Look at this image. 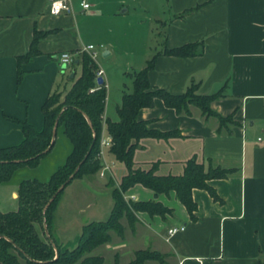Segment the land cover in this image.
Wrapping results in <instances>:
<instances>
[{"label": "crops", "instance_id": "crops-1", "mask_svg": "<svg viewBox=\"0 0 264 264\" xmlns=\"http://www.w3.org/2000/svg\"><path fill=\"white\" fill-rule=\"evenodd\" d=\"M50 1L0 0V148L23 141L21 121L37 131L43 128V102L52 92L66 87L64 75L70 64L62 68L60 53H72L76 69L80 54L92 53L82 50L92 45L88 34L112 32L96 21L104 15L96 10L94 2L82 11L81 0H70V13L53 16L48 12ZM196 6V10L178 16ZM157 7V25L148 26L146 40L139 38L141 47L149 49L139 69L158 53L148 72L151 88L181 94L190 83H197L199 94L219 92L211 107L223 117L231 115L234 123L220 127L215 117L204 116L194 105L189 106L190 114L177 113L155 98L153 106L138 110L137 119L147 121L150 129L177 130L181 136L142 139L134 161L143 166L159 162L158 172L172 175L182 174L185 162L191 158L206 167L211 163L236 170L207 181L217 198L206 189L192 190L196 203L193 218L173 191L155 195L149 188L135 184L125 195H134L133 201L160 202L172 213L161 217L137 212L133 225L122 218L124 234L111 232L110 241L90 255L102 256L104 264L115 260L127 264L135 251L148 249L159 252L164 259L144 264H260V260L264 262V0H159ZM35 30L47 32L37 44L39 54L18 67L17 59L29 50ZM200 41L204 44L200 55L159 53L164 47ZM107 51V56L113 53V49ZM120 104L115 107L116 113ZM105 109L103 136L107 135L105 120H119V116L111 119ZM67 152L66 141L57 138L36 168L19 170L8 184L17 186L23 177L45 180ZM104 162L110 165L105 176H113L115 171L119 178L125 174L123 165L107 148L103 149ZM108 205L110 213L113 202ZM173 226L184 229L169 236L167 229Z\"/></svg>", "mask_w": 264, "mask_h": 264}, {"label": "trees", "instance_id": "trees-1", "mask_svg": "<svg viewBox=\"0 0 264 264\" xmlns=\"http://www.w3.org/2000/svg\"><path fill=\"white\" fill-rule=\"evenodd\" d=\"M196 9L197 6L187 9L178 16L182 17ZM46 33L34 31L29 50L17 59L18 67L39 54L37 44ZM203 48L204 44L200 41L175 48L164 47L159 53L190 57L202 54ZM157 54L144 68L132 73V91L122 94L121 104L117 108L119 120H105L106 131L112 142L108 150L125 167L126 172L120 177L119 187H114L111 191L113 205L108 217L84 224L73 248L57 243L50 235V228L56 199L65 186L76 178L93 176L101 167L98 154L107 93L105 83L96 85L99 69L95 60L88 53L82 52L77 63L81 67V73L73 81L63 101L59 102L61 95L55 91L45 99L41 106L44 124L40 131L35 130L28 122L21 121L23 141L18 145L0 148V183H8L19 170L36 168L52 150L57 138L61 137L68 145L64 161L51 172L47 181L21 178L17 184V209L0 211V264H104L102 256L90 253L109 242L111 232L123 235L122 218L125 217L128 223L133 225L137 212L143 211L150 216L161 217L172 213L170 208L157 201L126 200V191L135 184L149 188L155 195L173 191L192 218L196 210V203L192 198L194 188L206 189L217 198L207 181L226 177L236 169L211 163L206 167L202 162L191 158L185 162L182 174L172 175L159 173V162L143 166L136 165L134 161V153L142 139H169L181 136L177 130L163 132L150 129L147 121L137 119L138 110L153 106L155 98L161 99L167 107L173 108L177 113L190 114L189 106L194 105L204 116L215 117L220 127L234 123L231 115L223 117L211 107V103L220 96L219 92L199 94L197 83H190L181 94L151 88L148 72L154 67ZM20 77L21 71L18 70V81ZM92 88L94 90L90 91ZM55 125L56 134L53 137ZM227 131L230 133V130ZM71 175L73 177L48 204L54 192ZM44 223L47 231L44 229ZM37 224L41 225L45 239L39 234ZM150 260L161 262L163 259L157 251L137 250L134 258L127 264H144ZM113 264L119 263L115 260ZM260 264L264 262L260 260Z\"/></svg>", "mask_w": 264, "mask_h": 264}, {"label": "rangeland", "instance_id": "rangeland-1", "mask_svg": "<svg viewBox=\"0 0 264 264\" xmlns=\"http://www.w3.org/2000/svg\"><path fill=\"white\" fill-rule=\"evenodd\" d=\"M89 1L94 2L96 10L104 15L102 19L99 18L96 21L102 25L103 29L110 28L112 30L109 35L105 31H101L100 33L88 34V36L94 46L91 50L95 53L94 59L103 72L107 93L105 111L111 119L115 120L118 117L115 107L120 104V94L121 92L132 91L131 75L134 71L140 70L142 58L146 56L149 50L145 45L141 47L139 38L143 37L146 40L148 26L157 25L154 21V15L158 9L159 0ZM123 10L125 12L119 14ZM116 12L118 16H115ZM151 40L152 38L149 41ZM147 43L149 42L147 41ZM149 45L152 46L151 43ZM110 49H113V53L104 57L102 53ZM73 72L76 73L75 77L71 76ZM80 73V66L75 69L72 63L69 68L67 67L64 75L66 87L55 91L61 95L59 102L63 101L68 89ZM122 168L123 172H126L125 167L122 166ZM98 173L97 171L88 178L72 180L56 199L50 235L60 245L73 248L83 224L107 218L109 214L108 204L113 202L111 191L114 187H119V172L115 171L113 176L108 177L105 175L100 177ZM48 178L42 181H47ZM13 190L16 191L12 197ZM17 192L18 187L14 183H0L1 212L17 209ZM36 227L41 237L45 239L41 225L37 224ZM162 259L164 258L162 257Z\"/></svg>", "mask_w": 264, "mask_h": 264}, {"label": "built area", "instance_id": "built-area-1", "mask_svg": "<svg viewBox=\"0 0 264 264\" xmlns=\"http://www.w3.org/2000/svg\"><path fill=\"white\" fill-rule=\"evenodd\" d=\"M80 7L82 11H86L89 8H91V4L89 0H81L80 1ZM72 11V7H71V2L70 0H51L49 2V6H48V12L50 15L53 16H57L60 15L61 13H70ZM94 48L93 45H86L85 47H83V51H90ZM90 56L94 59L95 53L92 52L90 54ZM73 61V56L72 53L68 52V51H64L62 53H60L59 55V62L61 65H69L71 64ZM102 75V71L99 69L97 71L96 76L99 77ZM96 85L98 86L97 82ZM94 88L90 89V91H93ZM111 138L107 135H102L101 133V137H100V151L98 154V158L101 160H103V149L104 148H109L111 145ZM110 170V165L107 163H101V167L99 169V175L100 176H104L106 171ZM124 198L126 200H134V195H124ZM184 226H173L167 229V234L169 236L175 234L176 232L183 230ZM200 264H203L202 262Z\"/></svg>", "mask_w": 264, "mask_h": 264}, {"label": "water", "instance_id": "water-1", "mask_svg": "<svg viewBox=\"0 0 264 264\" xmlns=\"http://www.w3.org/2000/svg\"><path fill=\"white\" fill-rule=\"evenodd\" d=\"M123 11H125V10H123ZM109 54V52L107 51V50H105L103 53H102V55L104 56V57H106L107 55ZM65 67V65H62V68H64ZM71 76H73V73H72V75ZM96 82H97V84L98 85H102L103 83H104V80H103V78H102V76H99V77H97V79H96ZM55 134H56V125L54 126V128H53V137L55 136ZM78 168V167H77ZM76 168V169H77ZM73 177V175H71L70 177H69V179L64 183V184H62L60 187H58V189L54 192V194L52 195V197L50 198V200H49V202H48V204L58 195V193L64 188V186H65V184L71 179ZM44 229H45V231H47V227H46V224L44 223Z\"/></svg>", "mask_w": 264, "mask_h": 264}]
</instances>
